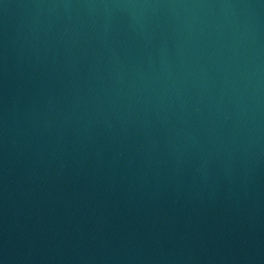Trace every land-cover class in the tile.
I'll return each instance as SVG.
<instances>
[{
	"label": "water",
	"instance_id": "95a60500",
	"mask_svg": "<svg viewBox=\"0 0 264 264\" xmlns=\"http://www.w3.org/2000/svg\"><path fill=\"white\" fill-rule=\"evenodd\" d=\"M46 182L264 226V0H0V185Z\"/></svg>",
	"mask_w": 264,
	"mask_h": 264
}]
</instances>
